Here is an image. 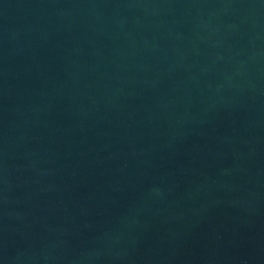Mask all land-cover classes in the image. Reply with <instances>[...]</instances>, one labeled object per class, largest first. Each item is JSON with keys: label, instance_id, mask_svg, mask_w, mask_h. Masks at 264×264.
Wrapping results in <instances>:
<instances>
[{"label": "water", "instance_id": "obj_1", "mask_svg": "<svg viewBox=\"0 0 264 264\" xmlns=\"http://www.w3.org/2000/svg\"><path fill=\"white\" fill-rule=\"evenodd\" d=\"M0 264H264V0H0Z\"/></svg>", "mask_w": 264, "mask_h": 264}]
</instances>
